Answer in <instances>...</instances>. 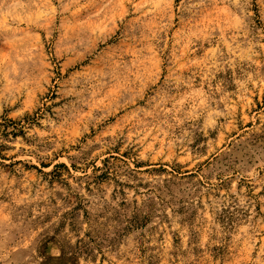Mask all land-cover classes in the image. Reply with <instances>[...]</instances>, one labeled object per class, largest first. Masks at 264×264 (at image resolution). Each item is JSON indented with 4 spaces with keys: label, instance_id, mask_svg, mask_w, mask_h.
<instances>
[{
    "label": "rangeland",
    "instance_id": "rangeland-1",
    "mask_svg": "<svg viewBox=\"0 0 264 264\" xmlns=\"http://www.w3.org/2000/svg\"><path fill=\"white\" fill-rule=\"evenodd\" d=\"M0 264H264V0H0Z\"/></svg>",
    "mask_w": 264,
    "mask_h": 264
}]
</instances>
